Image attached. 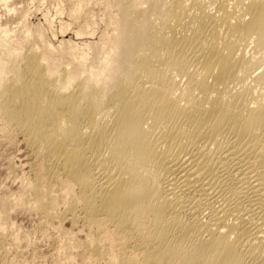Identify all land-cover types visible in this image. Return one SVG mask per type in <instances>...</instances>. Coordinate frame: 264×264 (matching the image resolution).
<instances>
[{"label": "bare ground", "instance_id": "obj_1", "mask_svg": "<svg viewBox=\"0 0 264 264\" xmlns=\"http://www.w3.org/2000/svg\"><path fill=\"white\" fill-rule=\"evenodd\" d=\"M115 1L98 40L54 46L25 10L0 34V127L34 156L39 229L81 222L93 264H264V0Z\"/></svg>", "mask_w": 264, "mask_h": 264}, {"label": "rangeland", "instance_id": "obj_2", "mask_svg": "<svg viewBox=\"0 0 264 264\" xmlns=\"http://www.w3.org/2000/svg\"><path fill=\"white\" fill-rule=\"evenodd\" d=\"M82 1L84 2V0H0V34H5V28H9L10 31L7 33V35L9 34L7 37L9 38L11 35L13 40L18 38L17 35L24 29L20 28L22 25L16 19L18 14L22 13L20 10H23V13L25 10V16L27 14L26 23L29 26H34L30 24H35V22L40 21V25L46 30L44 31L46 32L48 40L54 46L59 45L60 37H62L63 30L65 29H68V32L66 31L67 36L65 37L76 42H80L83 39L98 40L104 32H109L110 34L113 31L114 25L109 20L108 11L111 14L116 12V1L92 0L91 8L85 15L89 21L88 26L95 32L94 34L82 33L81 35L75 31L79 28V23L77 22L82 19H73V15L75 17L76 13L72 15L71 13L74 12H72L74 9L75 11L79 10V14L80 11L82 12V9L76 8L78 5L79 7L80 5L83 7ZM5 2L9 5L6 4L8 7L5 5ZM13 4L16 6L14 9L12 8V6L14 7ZM17 8L18 11L16 10ZM16 13L17 16L15 15ZM14 18L16 19L15 21H13ZM10 19L11 21H9ZM18 25L21 26L19 27ZM15 33L17 34L16 36L14 35ZM77 51L79 53L83 51V45L78 46ZM0 126H2L1 122ZM1 128L0 131L2 130ZM2 133L3 131L0 132V197H5V200H7L5 207L7 211L5 209L4 213L6 214L4 216L2 214L0 218V235L3 236H0V264H93L88 258L89 254L85 252L84 247L81 245V241L87 233L86 229H81L83 227L81 222L79 223L82 226L77 223L76 225L78 226L76 227L73 223L71 225V221L67 219L69 221L64 220L60 222L62 225L53 222L56 225L49 224L52 226L51 228L47 225L48 227H45L46 230H44L45 228L39 229L41 227L38 224L43 218L38 211L30 209L28 206L29 202L33 200V197L31 196L32 192H30V188L27 189L25 187V183L29 187L27 185V178L30 179L34 175V172L31 170L33 169V165H30L34 162V156L30 148L22 141V134H19V136L17 134V137L14 136L15 138L13 137L12 141L10 137L7 136L6 138V135L3 133V136ZM25 193L28 198L30 197L27 200L28 203L25 201L27 199ZM21 195L22 197H20ZM17 200H20V202L17 203ZM23 203H26V205ZM61 207L63 206H58L59 209ZM4 229L5 233L11 232V234L6 233L7 235H5L2 232ZM15 236L16 239L14 238ZM87 259L89 262H87Z\"/></svg>", "mask_w": 264, "mask_h": 264}]
</instances>
